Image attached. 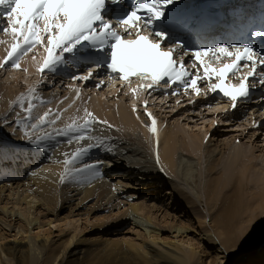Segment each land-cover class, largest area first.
<instances>
[{
    "label": "bare ground",
    "instance_id": "6f19581e",
    "mask_svg": "<svg viewBox=\"0 0 264 264\" xmlns=\"http://www.w3.org/2000/svg\"><path fill=\"white\" fill-rule=\"evenodd\" d=\"M4 37L7 39L3 40ZM0 41H3V43H0V62H2L7 55L6 45L9 44V41L11 42L10 36L2 33ZM31 53L35 56V62L34 57L26 55L20 61V69H9L10 65L0 68V79L1 77L3 79L5 76L3 73L5 72L24 70L28 74L27 80L25 79L20 84L17 80L12 84H7L8 80L12 78L11 76L7 80H0V110L7 109L13 100L20 97H26V103L23 108L27 109L29 99L34 106L31 115L27 112V116L19 120L20 126L10 136L3 137L2 134L7 136L15 128H1L0 123V202L6 199L13 201L15 206L24 204L28 209H42L45 215L53 218V220H48L45 223L46 226L51 225L52 222L61 221L59 220L60 217L57 216H60V212L65 209H70L68 217L74 215L73 209L74 211L81 208L88 209L84 205L92 202L93 199H96V203L92 206L91 211L93 213L100 212L98 215L103 214L102 211H107L105 207L112 208L115 206V208H118V205L123 207L129 205L128 209L122 214L123 225L131 221L132 226L139 225L143 231L148 233L150 242L153 245H159L160 241L162 247L163 245H168L174 249H166L167 253H162L153 246L145 244L146 240L136 243L134 241H119L111 238H108L101 248H93L86 246L89 240L87 237L80 238L74 243L73 240L76 236L70 237V235L64 234L57 241H51L49 238L51 230H49L44 234L46 239L39 240L40 234H37L34 239H30L27 235L23 236V232L18 229L15 235H20L23 240L27 239L28 241H20L5 247L4 245L2 246L5 235H0V243H2L0 246V264H197L194 263L197 253L193 246L184 249L175 243H167L164 239H161L160 233L156 228L149 230L154 208H150L147 204L139 202V200L130 201L127 198L115 203L118 200L117 195H124V193L117 191L120 187L119 184H110L109 178L106 180L104 175H110L112 180H118L122 184L123 182L119 181L120 177L117 176L121 175L119 174L121 172L117 173V168L110 167L106 169L100 164H102L103 159L111 160L115 158L119 163L127 167L134 165L129 170H133L132 176L137 174L134 179L138 181L139 185L128 186L132 190L139 191L141 194L149 191L153 197L154 194L157 195L171 186L176 194L181 195L182 199L188 202L193 210H196L197 200L187 196L185 192L178 191L173 183L172 176L176 174L177 177L184 179L192 186L190 187L193 192L192 195H196L198 185L193 156L201 152V146L204 142L207 143L205 154L208 157L206 165V176L208 179L205 178L204 192L208 199L206 207L208 208L210 230L203 234L205 236L203 239L207 244V249L211 252L214 250L217 257L215 258L218 261L230 256L232 257V264H247L245 255L253 252V249L264 238L263 233L258 234L261 229V231H264V158L258 157V150L255 148L245 149L244 146L232 148V145L228 144V142L216 143L217 133L223 132V130L217 129L219 126L212 132L210 138H207L208 130H204L200 135L199 133H186L179 129L171 128L165 118L163 119L162 115H159L160 111L163 110L162 107H166L169 101L161 99L160 102L152 104L151 107L147 105L142 108L141 98L149 97L150 100H155V96L146 94L145 90L139 91L138 94L135 88V92L132 93L129 88L108 87L102 90L92 89L91 92L76 84L69 85L66 83V85L71 86L72 90H68L60 100L59 96L53 99L45 93V88L49 80H61L62 76L55 78L51 75L43 80L36 79L35 75L38 72L37 58L41 55L40 47L37 46ZM64 68L65 66L62 65L57 70L60 71ZM74 81L79 82V80ZM81 83H84V81H81ZM34 85L41 86L35 87ZM25 87L28 88L27 92L24 90ZM29 87H33L35 92H28ZM119 91H122V93ZM130 99L131 103H128L127 101L130 102ZM158 106H160V109L156 110ZM23 108L18 107L16 108L17 110L14 108V111H20ZM54 108H56V114H60V116L57 119L56 115L48 118V121L56 119L52 125H49L50 129L28 138L25 133L35 134V129H33L32 125L38 123V117L43 116ZM197 110L210 111L202 119H210V116H215V118H219L222 126H228V122L229 124L232 122L229 125L232 126L237 123L236 120L240 117L246 116L248 122H245V119L241 127L243 130H247L249 123L252 128V114L246 115L235 112L230 118L223 117V106H218L214 101L201 99ZM145 111L151 113V117H154L157 121L158 148L157 136L150 133L151 118L148 114H144ZM155 111H159V113ZM193 111L185 110L189 115H192L189 112ZM86 113H91L95 121L88 130L84 131V135L87 137L85 140H77L76 136L78 133L59 134L73 122L78 125H84ZM163 113L161 112V114ZM215 118L213 117V122ZM99 119L106 120L107 123H112L113 121L114 125L103 123ZM164 121L166 125L162 126ZM213 122L204 120L202 122L204 129L207 126H214ZM121 126L123 129H127L130 134L125 133V130L121 131ZM42 128L39 127V129ZM260 130L253 133L261 134ZM46 135H50L51 138L42 140L39 146L33 143V141H37V138ZM11 137L12 139H10ZM13 141L18 142V146L20 144L23 146L15 147L16 145L14 144L16 143ZM51 141L57 142L58 147L56 149L54 144L50 145ZM52 148H54V151ZM78 149H87V151L76 160H73L71 164L66 165L64 163L65 160L72 159ZM18 150H20L19 153H17ZM56 150L60 151V153L54 155ZM157 151L159 152V162H157V158H154V154L157 157ZM216 151H218V155H223L221 159L216 158ZM144 159L146 160L144 162L152 159L155 163L149 164L151 166L139 167ZM6 161L8 163L14 162L15 165H18L15 168L16 170H13L14 167L8 168ZM45 161L51 164H43ZM158 163L162 165L161 168L154 169L155 164ZM35 165H42V168L40 167L38 171H33V168L37 167ZM217 165L222 166V170L216 171ZM73 168L77 172L70 178L68 184L70 189L67 190V185L63 183L60 171L66 169V172L70 173ZM149 170L158 177L151 179L152 174L148 173L150 172ZM125 171L123 170L122 172ZM140 172L148 173V177L146 178V175H144L139 178ZM166 173L170 175V178L167 176L163 177ZM20 179L24 180V183H18L13 188L16 183L11 182ZM139 179H141L140 183ZM170 194L172 193L170 192ZM245 194L248 196L246 197ZM135 195L132 198H137L138 193H135ZM75 196H77V199L73 200ZM71 202L74 204H70ZM155 206L152 205V207ZM9 209L8 204H4L1 211L12 220L15 218L23 220L16 211H13V209L9 211ZM156 211H161V208L159 207ZM24 220L29 225L28 230H31L32 224L36 225L38 222L37 219L29 221L25 218ZM198 222L199 225H203L207 221L204 217L203 222L200 220ZM6 226L9 228L8 232H14V226ZM113 226L118 229L121 225L113 224ZM146 228L148 229L146 230ZM259 228L261 229L259 230ZM36 229H42V226H37ZM171 229L173 233H176V236H183L189 230L188 227H176L175 225ZM211 231L213 235L210 233ZM27 242L30 245H27ZM91 242L93 243V241ZM217 242H219L220 247H218ZM253 242L254 246L251 247ZM223 251L227 252V255ZM209 255L206 254L205 259ZM247 260L250 262L248 264L253 261L258 264H264V254ZM227 263L222 262V264Z\"/></svg>",
    "mask_w": 264,
    "mask_h": 264
},
{
    "label": "snow or ice",
    "instance_id": "6c2138e0",
    "mask_svg": "<svg viewBox=\"0 0 264 264\" xmlns=\"http://www.w3.org/2000/svg\"><path fill=\"white\" fill-rule=\"evenodd\" d=\"M123 3L124 0H0V20L6 22L2 31L12 39L11 48L0 62V68L10 65L20 69L23 57L40 46L46 53L43 66L39 69L41 73L45 70L56 72L67 63L66 54L72 57L83 54L95 57V64L90 65L84 75L74 76V80L86 82L94 78L97 69L107 68L122 81L127 82L132 76L142 81L150 80L149 84L143 85L145 90L161 82L169 87L180 83L185 92L191 88L196 95H200L198 81L204 79L209 90L223 93L231 100L233 108L239 99L249 97V77L257 76L258 66L264 65V55L250 46L237 44L199 49L192 55L203 68V77L189 73L183 61L175 58L177 49H184L185 45L173 42V46H169L171 30L178 25L173 9L180 0H143L127 11L121 10L113 22L109 6ZM253 35L264 39V30H257ZM206 57H211L217 64L221 60L226 62L214 67L205 61ZM243 68L248 71L239 76ZM233 76H239L238 84L230 83ZM213 78L218 82L212 83ZM258 83L264 85V69ZM24 99L21 97V107ZM33 107L29 99L26 109L29 115ZM148 115L151 118L150 131L157 136L158 148L157 121L151 113ZM94 121L93 115L86 113L84 125L73 122L59 134L78 133L76 139L85 140L84 131ZM46 123L48 113L38 117V123L32 127L38 130ZM25 135L30 137L31 134L26 132ZM50 138L46 135L33 143L39 146L42 140ZM85 151L87 149H78L72 159L64 163L71 164ZM156 158L159 162L158 151Z\"/></svg>",
    "mask_w": 264,
    "mask_h": 264
},
{
    "label": "rangeland",
    "instance_id": "374dc122",
    "mask_svg": "<svg viewBox=\"0 0 264 264\" xmlns=\"http://www.w3.org/2000/svg\"><path fill=\"white\" fill-rule=\"evenodd\" d=\"M7 38L4 37L3 40H6ZM25 57V56H24ZM23 57V58H24ZM30 57H34V62H35V56L34 54H31ZM9 69H14V67H9ZM3 72V71H2ZM1 73V71H0ZM3 75H5L2 79L1 77V81L7 80V78L9 76H11L12 78L8 80V83H13L15 82V80L18 81V83H23L22 81H25V79L27 80V76L28 74L26 73V71L24 70H17L14 72H5L3 73ZM75 85V84H70L69 81L67 80H60V79H52L48 81V88H45V93L47 95H50L53 99H56L57 96H59V100L61 98H63L65 96V94L68 92V90H72L71 86L69 85ZM25 92H27L28 88H24ZM91 91L92 90H88ZM24 92V93H25ZM109 97V96H108ZM111 98V96H110ZM20 99L21 97L18 99L16 98L15 100L12 101V103L7 107V109H1L0 111H4L0 113V123H1V128L2 127H13L15 128L12 132H9V135H4L2 134L3 137H8L10 136V134H12L19 126H20V121L22 120L24 117H26V108L21 107L20 105ZM126 99V98H125ZM125 99H121V100H125ZM128 103H131V99L130 102L127 101ZM26 103V99L25 101H23V105ZM21 107L23 109H21L20 111H14L16 108ZM162 107V106H161ZM15 108V109H14ZM163 110L160 111L159 115H162V118L166 120V122L168 123V125L174 129H179L180 131L186 132V133H199L201 135V132H203L204 130H208V135L207 138H210L212 132L216 129L217 125H216V119L215 116H208L210 119L206 118V119H202L203 116L208 115V113H210V111H201V110H197L196 114H195V110L193 112H189V113H193L192 115H189L187 112H185L186 109H182L181 106H173L171 103H168V105L166 107H162ZM160 106L156 107V110H159ZM17 110V109H16ZM172 111V112H171ZM157 113H159V111H155ZM161 112H164L163 114H161ZM56 115V119L60 116V114H56V108L54 109H50L48 111V118H50L51 116ZM94 117V116H93ZM213 117L214 122H213ZM212 118V119H211ZM55 120H51L48 121V123L40 126L42 129H35V134L34 135H30V137H34L36 135H39L40 132L46 130V129H50L49 125H52ZM213 122L212 127L207 126L206 129H204V125H203V121L208 120ZM245 119H241L240 120H236L237 123H235L232 126H229L232 123H228V126H222L220 125V120L219 122V127H217V129L219 130H223V132H219L217 133V138H215V142L216 143H224V142H228V144L232 145V148H236V146H244L245 149H252L255 148L256 150H258L259 152H257V155L259 158H264V132H262V129L260 130L261 134H255L253 133L254 130H249L247 127V130H243V128L241 126H243L242 122ZM99 121L109 124L111 126L114 125L113 121L112 123H107L106 120H101L99 119ZM166 122L164 121V124H162V126L166 125ZM245 124V123H244ZM41 130V131H40ZM125 130V133H129L127 129H123L121 126V131ZM250 131V132H249ZM152 133V132H150ZM181 133V132H180ZM1 134V131H0ZM130 134V133H129ZM220 134V136H219ZM135 136V135H134ZM259 136V137H258ZM28 136V138H30ZM258 137V138H256ZM12 139V137L10 138ZM14 140V139H13ZM15 142L16 145L15 147H22L23 145L20 144L16 141ZM214 142V141H213ZM55 145V149L58 147L57 142L56 141H51L50 145ZM206 142H204L201 146V152H199V154H197L196 156H193V165H195V171H196V179H197V192L196 195L193 196V192L190 190V187H192L191 185H189L184 179H181L179 177L175 175L172 176V180L174 185L176 186V189L178 191H182L187 193V196H191L192 198H194V200L196 201V210H193L191 208V205L188 204V202H186L184 199H182L181 195H178L174 192L173 188L171 186L167 187L166 190H162L161 192H159L157 195L154 194V196L152 197L151 194L149 193V191H145L143 192V194H141L139 191H134L132 190L130 187L131 186H136L139 185L138 181H136L135 176H132L131 174H133L134 172H132L129 169H132L134 165H130V166H125L122 163H119L117 161V159L113 158L111 160H106L103 159L102 160V167H106V169L111 168H117V173L121 172L119 174L121 175H117L119 176V181L123 182L122 184L118 182V180H112V177L110 175H104V177L106 178V180L109 178L110 180V184H119L120 187L118 188V192H123L124 195L120 194L117 195V202L115 203H119L121 200H125V198L130 199V201H138L139 202H143L145 204H147L150 208H154V213L152 214V219L150 220V229H154L156 228L157 231H159L160 233V237L161 239H164L167 243H175L176 245H178L181 248L187 249L190 246H193L196 250L197 256L194 259V263L197 264H222V262H228L227 264H232V257H225L222 258L220 261H218V259H216V255L214 250L209 251L206 247V242L204 241V235L207 231H209L210 229V225H208L210 222L209 220V216L207 213V207H206V203L208 201L205 192H204V186L206 183V179H208V177L206 176V165H207V160L208 157L205 154V148H206ZM115 146V145H114ZM243 147V148H244ZM26 149V148H25ZM54 151V148H52ZM23 150V149H22ZM142 150V149H141ZM20 150L17 151V153H19ZM56 154H59L60 151L58 152L57 150L55 151ZM16 153V152H15ZM218 151L215 152V154L217 155L216 158H222V156L219 154H217ZM131 155V154H130ZM261 156V157H260ZM138 157V156H137ZM154 158L156 159V154H154ZM186 159V156H185ZM87 161V160H84ZM110 161V162H109ZM143 163H141V165H139V167H143V166H148L149 164H153L155 163L152 159L147 160V162L145 159L142 160ZM88 162V161H87ZM8 168H13V170H16L15 168L18 165H15L14 162L13 163H8L7 161L5 162ZM43 164H51L50 162L48 163L47 161H45ZM88 164V163H86ZM5 165V166H6ZM220 165H222L220 163ZM11 166V167H10ZM37 167L33 168V171H38L40 169V167L42 165H35ZM151 166V165H149ZM162 165H160V163L155 164L154 169L156 168H161ZM42 168V167H41ZM76 168V167H75ZM73 168L70 173L66 172V169H64L63 171H60V175H62V179H63V183H65L67 186V190L70 189V186L68 187L69 184V180L70 178L73 177L74 174H76L77 171H75ZM163 168V167H162ZM123 170H126L125 172H122ZM222 170V166H218L217 165V169L216 171ZM150 171V170H149ZM148 172V171H146ZM26 173H28V171H26ZM142 173V174H141ZM151 175V179H155L156 177H158L155 173H151L148 172ZM148 173L145 172H140L139 178H142L144 175H146V178L148 177ZM224 173V172H223ZM205 174V175H204ZM115 176V177H117ZM168 177L170 178L169 174H164L163 177ZM206 178V179H205ZM24 179V178H22ZM17 180L11 183H16L15 186H13V188H15L17 186V184H21L24 183V180ZM141 182V179H139V183ZM250 185V184H249ZM248 185V187H249ZM21 186V185H20ZM19 186V187H20ZM130 186V187H128ZM23 188V187H22ZM169 190V192L167 193V191ZM246 191V190H245ZM117 192V193H118ZM158 192V191H155ZM170 192L172 194H170ZM135 193H138L137 198H132ZM140 193V194H139ZM161 193V194H160ZM167 193V194H166ZM153 194V193H152ZM165 194V195H164ZM195 194V193H194ZM136 196V195H135ZM245 196L247 197L248 195L245 194ZM157 197V198H156ZM212 197V196H211ZM147 198V200H146ZM77 199V196H75L73 198V200ZM162 200V203H161ZM164 201V202H163ZM74 202V201H73ZM76 203V202H74ZM74 203H70V204H74ZM96 203V199H93L92 202L88 203L87 206L88 209L86 208H81L74 211V215L73 216H69L68 217V213L70 212V209H65L64 211L60 212V216L58 215L57 217H60L58 222H52L51 225L46 226L45 223L48 220H53L52 217H48L47 215H45L42 212V209L40 208H33V209H28V207L24 204H22V206L20 205H14L13 201H8V200H4L2 202H0V235L4 236L5 240L3 241V244L0 243V246L2 244V246L4 245L5 247H7L8 245H11L13 243H18L20 241H28L27 239H22V237H20V235H15L16 231L21 230L23 233V236H28L30 237V239H34V237L37 234H40L39 240H43L46 239V237L44 236V234H46V232H48L49 230H51V235H50V240L51 241H57L58 239H60L61 237L64 236V234L66 235H70V237L76 236V238H74L73 242L75 243L76 241H78V239L80 238H84L87 237L88 242L86 244V246L88 247H99L101 248L103 243L108 239H115V240H129V241H134L136 243H139L142 240H146L145 244L147 245H151L153 246L155 249H157L158 251L162 252V253H167L166 249H174L172 246H168V245H163L160 244L161 242L159 241V245H153L149 239V235L148 233H146L145 231H143L141 229V227L139 225H133L131 221L130 222H126L125 225H123V219H122V214L124 211H126L129 205L127 206H122V205H118V208H115V206H113L112 208L110 207H105V209H107V211H102L103 214L98 215L100 212L98 213H93V211H91V208H93L92 206H94ZM4 204H8V206L10 207V209L13 211H16L18 215L21 216V218L23 219L18 220L19 218H15L14 220H12L11 218H9V216H7L6 214L2 213L1 208L4 206ZM152 205H156L155 207H152ZM15 206V207H14ZM72 206V205H71ZM126 207V208H125ZM161 208V211H156V209L158 210V208ZM210 207V206H209ZM15 208V209H14ZM74 208V207H73ZM179 208V209H178ZM9 209V211H10ZM164 209H166L165 211H163ZM211 209V207H210ZM104 210V209H103ZM111 210V213H110ZM212 210V209H211ZM210 211V210H209ZM249 214V213H248ZM178 217V218H177ZM206 218V223L203 225H199L198 220L203 222V218ZM28 219L29 221L31 219H37V224L34 225L32 224L31 226V230L29 229V225L27 224V221L24 219ZM56 218V217H55ZM175 220V222H173ZM180 220V221H179ZM178 221V222H177ZM173 223V224H172ZM177 223V225H176ZM116 224H120V228H115ZM6 225H11L12 227L14 226V232L13 231H7L9 230V228ZM174 225L176 227H188L189 230L183 235V236H176V233H173L172 231V227L174 228ZM37 226H42V229H36ZM171 227V228H170ZM202 227V228H201ZM6 228V229H5ZM207 228V230H205ZM109 229V230H108ZM148 228H146L147 230ZM261 228H259L260 230ZM95 230V231H93ZM262 230V229H261ZM259 231L258 234H264V231ZM212 235V231L210 232ZM145 234V235H143ZM107 235V236H105ZM22 236V235H21ZM148 238V239H147ZM261 240V239H260ZM93 241V243L91 242ZM260 244L255 247L253 250V252H250L248 254L245 255V262L248 264L250 263L247 259L250 258H254V257H258L264 254V238H262V240L259 242ZM218 247H220L219 242H217ZM27 245H30V243L27 242ZM254 246V242L253 244H251V247ZM202 252H204L202 254ZM225 253V251H223ZM209 255V257H207L205 259V255ZM225 255H227V252L225 253ZM201 257V259H199ZM216 257V258H215ZM229 259V260H228ZM251 264H258L256 263V261L251 262Z\"/></svg>",
    "mask_w": 264,
    "mask_h": 264
}]
</instances>
